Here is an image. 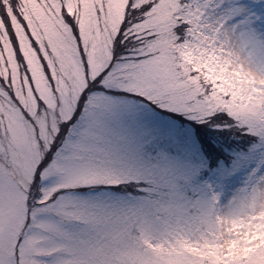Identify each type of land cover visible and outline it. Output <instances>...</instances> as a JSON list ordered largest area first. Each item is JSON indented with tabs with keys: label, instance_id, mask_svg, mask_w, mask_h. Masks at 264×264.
I'll list each match as a JSON object with an SVG mask.
<instances>
[{
	"label": "rangeland",
	"instance_id": "374dc122",
	"mask_svg": "<svg viewBox=\"0 0 264 264\" xmlns=\"http://www.w3.org/2000/svg\"><path fill=\"white\" fill-rule=\"evenodd\" d=\"M19 2L25 23L14 14L11 21L27 72L14 53L0 13V173L17 193L20 241L30 230L36 233L25 248L30 264H207L210 257L224 264L237 256L264 264V170L256 171L255 162L251 170L245 165L218 189L223 198L214 219L192 207L207 195L194 191L196 182L183 179L177 182V195H165L163 203L146 210L145 229L132 224L125 230L115 217L107 224L92 225L94 209L80 201L64 207H53L55 200L37 204L44 189L61 186L62 177L55 169L43 174L58 159L57 153L69 152L76 126L91 110L90 98L98 93L125 96L159 111L149 99L132 96L130 91H143L146 82L161 83L169 95L181 98L182 106L195 109L187 114L206 117L227 113L223 116L229 119L230 131L223 137L228 143L220 159L229 164L234 154L247 153L261 142L250 134L253 129L238 126L249 120L264 122V75L254 62L250 64L242 37L247 16L230 13L233 0ZM133 7L136 12L132 14ZM67 16H75L76 31L66 22ZM262 16L264 12L256 7L253 26L259 39H264ZM128 19L131 26L127 31L135 37L126 48L116 51V35ZM21 135L26 139L23 149L13 139ZM147 151L149 156L156 154L155 147ZM21 159L26 168L20 166ZM96 160L99 164L93 167L105 169L133 170L138 164L134 157L107 165L100 157ZM72 179L79 186L56 192V199L69 193L88 198L108 192L138 197L145 195L140 189L147 186L136 184L135 176L128 177L131 185L122 184L106 170ZM107 184L119 187H105ZM53 191L43 199L48 201ZM172 191L165 186L152 199L159 201L160 193ZM36 207L42 211L32 229L29 210ZM234 217L245 227L237 231ZM41 223L56 225L58 230L40 227ZM178 243L188 245L180 250L182 256H178ZM16 255L20 259L19 244Z\"/></svg>",
	"mask_w": 264,
	"mask_h": 264
},
{
	"label": "snow or ice",
	"instance_id": "6c2138e0",
	"mask_svg": "<svg viewBox=\"0 0 264 264\" xmlns=\"http://www.w3.org/2000/svg\"><path fill=\"white\" fill-rule=\"evenodd\" d=\"M241 4L247 7L242 8ZM256 7H260L264 12V0H233L229 11L234 16H247L242 37L249 49L250 64L254 62L256 70L264 75V39L257 37L253 26L256 23ZM261 19L264 20V16ZM237 27L240 28L239 25ZM146 83L148 86L140 92L123 90L130 91L132 96L149 99L159 111L125 96L98 93L94 98H90L92 108L87 111L86 116H81V123L76 126V139L71 141L69 152L57 153L58 159L53 161L43 174L48 175L55 169L62 177L61 186L53 185V188L44 189L37 201L38 205H47L55 200L53 207H64L74 201H80L85 206L92 205V225L107 224L115 217L125 230L132 224H139L145 229L148 225L146 210L163 203L165 195H177V182L183 179L196 182L194 191L207 195L206 199H197L192 207L202 210L206 217L214 219L217 215L216 207L223 198V192L218 189L224 187L226 180L236 175L245 165L251 170L254 162L258 164L256 171L264 170V122L249 120L247 124L238 125L253 129L250 134L258 137L261 142L252 145L247 153L234 154L235 158L229 164L220 159V156L223 154V146L228 143L223 137L224 133L230 131V125H211V120H218L220 114H212L210 117L187 114L195 109L186 104L182 106L181 98L169 95L165 84ZM231 119L236 120L238 117ZM13 139L15 144L23 149L25 137L14 136ZM149 147H155V156H149ZM80 152L84 155H77ZM13 155L19 159L17 153L14 152ZM96 157H100L105 165L127 157H134L138 164L133 170L93 167L94 164H99ZM20 166L27 167L22 159ZM105 170L111 178L120 180L122 184L131 185L133 181L128 177L135 176L136 184L147 185L140 189L145 195L122 197L108 192L98 193L95 197L80 198L69 193L59 199L55 198L56 192H67L70 187L79 186L74 184V176L98 175ZM165 186L173 191L160 193L161 199L153 200V195ZM105 187L119 185L107 184ZM49 191H53V195L46 201L43 197L48 195ZM16 196L11 182L5 183L0 173V264H30L25 248L31 244L36 233L30 230L28 234L23 235V242L20 241V234L16 230L19 220ZM41 211V207L29 210L32 229L37 227ZM232 223L237 231L245 227L238 217H234ZM28 226L29 214L26 213L25 227ZM39 226L58 230L56 225L41 223ZM232 243L236 245L238 241L234 239ZM17 244L21 248L20 259H17L16 255ZM209 246L211 245H206ZM176 247L178 256H182L180 250L188 245L178 243ZM215 247L221 248L222 245ZM207 264H217V260L210 257ZM224 264H252V261L237 256L232 261L225 260Z\"/></svg>",
	"mask_w": 264,
	"mask_h": 264
},
{
	"label": "trees",
	"instance_id": "16d2710c",
	"mask_svg": "<svg viewBox=\"0 0 264 264\" xmlns=\"http://www.w3.org/2000/svg\"><path fill=\"white\" fill-rule=\"evenodd\" d=\"M143 8L144 7H142V9ZM129 9L127 11L128 14L131 11ZM135 12H136V8L133 7L132 14L135 13ZM0 13H1V17L3 18L4 24L7 27L10 40H11V42L13 44V48H14V51H15L14 53H15V55L20 60H22V63H23L22 64V68H23V70H25L27 72V70H28L27 69V63H26L25 57L22 54V52L20 50V47L18 45L19 44L18 37L16 35V31L14 30L13 24H12V21H11V14H14L20 21H22V22L25 23L23 13H22V11L20 9V2H19V0H0ZM75 19H76L75 16H73V18L70 17V16H67L66 22L69 25H71L73 27V29L76 31L77 23H76V20ZM135 20H136V17L134 18V21ZM130 23H131V21L129 19L126 20L125 23L123 24L120 32L116 35V38H115V48H116V51L119 50V49H122V48L123 49L126 48L130 44L132 38L135 37V33L131 35L127 31V28H129V26H131ZM177 30L181 34V28L178 27ZM183 38L184 37H180V39H183ZM78 39L80 40V37H78ZM0 77H1V75H0ZM86 94H87V92H86ZM79 110L82 111V108H80ZM215 114H220V118L218 120H211V125H215V124L228 125L229 119L227 121L224 120L225 119V116H223L224 114L222 112H217ZM211 115H208L206 117H210ZM226 133H224V135Z\"/></svg>",
	"mask_w": 264,
	"mask_h": 264
}]
</instances>
